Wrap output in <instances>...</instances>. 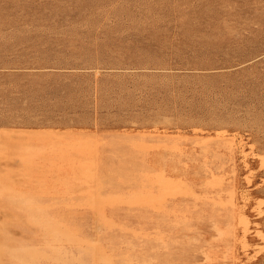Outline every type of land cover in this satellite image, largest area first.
Segmentation results:
<instances>
[{"label":"rangeland","instance_id":"obj_1","mask_svg":"<svg viewBox=\"0 0 264 264\" xmlns=\"http://www.w3.org/2000/svg\"><path fill=\"white\" fill-rule=\"evenodd\" d=\"M41 143L53 146L23 175ZM90 143L87 174L76 171L71 148ZM110 178L125 191L141 182L134 201L156 192L155 218L163 198L192 189L167 221L179 227L175 245L171 235L146 246L147 234L116 231L66 247L56 229L16 232L28 225L12 189L49 208ZM218 196L228 211L236 203L242 222L224 244L215 223L234 218L213 206ZM134 208L118 211L124 228L140 226L144 211ZM60 246L76 264L79 254L100 264L102 255L111 264H264V0H0V264H63Z\"/></svg>","mask_w":264,"mask_h":264},{"label":"bare ground","instance_id":"obj_2","mask_svg":"<svg viewBox=\"0 0 264 264\" xmlns=\"http://www.w3.org/2000/svg\"><path fill=\"white\" fill-rule=\"evenodd\" d=\"M73 140H76V139H73ZM58 141H60V140H58ZM86 142H88V141H86ZM52 144H51V146H53ZM91 144L92 143L88 144L87 146L90 145V147H88L86 149H85V146L78 147L76 145H75L76 147L71 148L72 149L71 151L72 152H75V153H72V155L74 154L77 157V160L74 161L76 163V165H74V167H76V171H80V172L84 173L88 169V165L89 164L88 165L87 164H83L81 162V158H82L83 155H86L87 149L88 150L91 149V146L93 145V144L92 145ZM57 146L58 145H56L55 147H57ZM60 146H61V143H60ZM32 147H33V145H32ZM47 147H49V146H47V143H41V145H38V146H35L34 147L35 148L34 150H39L40 151V152L38 151V153L41 156H40V158L37 161L30 162V163H28L26 165L27 166V169L25 170V173L23 175H28V174L32 173L34 167L38 163H41L43 161V159H44L43 156H45L44 154L45 153H49V152H47V150H48ZM50 147H49V149H50ZM26 148H24L23 150H25ZM27 149H29V147ZM53 150H55V149H53ZM69 151L70 150H68V152L65 153V155H67L69 153ZM52 154H55V153H52ZM37 155L35 156L36 158L38 157ZM55 156L56 155H54V157ZM56 165H54V166H56ZM48 167H50V166H48ZM88 173H89V171H88ZM86 174H87V172H86ZM29 177L30 176H28V178ZM148 179H149V177H148ZM42 180H43V178H42ZM42 182H44V181H42ZM35 183H37V181ZM122 183L123 182H120L118 180H116L114 182L113 179L110 178V181L108 183H105V184L103 183L102 185H99V187H97V188H95V186L94 185H91V184L86 185L85 188H84V190L87 189V188H89L91 186L92 187V189H91V192L92 193H89L88 192V193L75 194L73 192H70V193H68V195L73 196V197L68 198V199H62L61 201L57 202L56 204L54 203L55 205H52L49 208L40 206L39 204H28L27 202L25 203V200L23 198L25 196L29 195L30 192H28V191L27 192L26 191L16 192V189H14V190L12 189L11 191H9V194H10V197L9 198L10 199H16V200L22 202V205L20 204L21 208H19L17 210V212H16V217L22 219L21 221L23 223L24 222L27 223V225H28V228H23V229H21L19 231H16V232L22 233L24 235H30V234L34 233V231L37 230V229L38 230H41L42 229V231H43V229H44V231H46V229H56V230H58V233H57L56 230H54V232H56L57 234H60L62 236H65L63 239L65 240V246L66 247L67 246L68 247L69 246L74 247L76 244H78L80 242L83 245H85L86 242H84L83 240H86L87 241V239H93V240L94 239H96V240L97 239H100V240H103V238L110 237L116 231H118V232L119 231H123L122 233H120V235L123 236V237H125V239H129L130 237L131 238L132 237H135V239H141L142 240L141 235L147 234L146 239L144 238V240L142 242L146 246H148V244H150V243H154V241H157V240L162 241L163 238L158 239L160 236L161 237H164V236L171 235L174 238V245H175L176 244V240L175 239L180 234V231H178V228L179 227L178 228H175L176 226L174 225L175 226L174 227V230H170L167 221H170L171 220L172 222H174L175 218H174L173 215L174 214L176 215L177 213H180V205H181L182 202H184L183 201L184 200L183 199L184 196H182V194L189 195V192L192 193L191 192L192 189L187 185V187L189 189L186 186L183 187L182 188V193L179 196L174 197L171 200H167V199L163 198L164 207L162 208L161 214H160V210L161 209L159 207H156V210H159L158 211L159 214H158L157 218H155V216L151 215L150 214L151 212L148 211V207L152 203H160L161 204L159 195H156V192H154V191H150L148 194H146V196L147 195L148 196L145 199L139 200V198H138L137 201L136 200L134 201V199L132 200L131 197H134V196H136L138 194H141L140 193L141 192L140 191L141 186H142V188L145 187V186L142 185L141 182L132 183L131 189L125 191V190H123V188H121ZM143 184H146V181H144ZM149 184H151V183H148V187H149ZM153 186H154V184H153ZM126 187H128V185ZM213 187L214 188H217V186H213ZM11 188H13V186ZM153 188L155 189V187H153ZM99 189H100V191H99ZM194 193L197 194L196 191ZM46 196H48V195H46ZM218 197H219V200H217V201H216V199H213V201H214L213 206L218 207V208L221 207L219 209H221L222 212H223V214H225L226 216H229V214L232 212L233 218H234V223H231L230 226H228V227H224L225 220H223L222 223H215V228H216L215 236L217 237L215 240L218 241L219 243H223L224 244V243L228 242L230 239L235 238L239 234V229H240V227H242L240 224H242V222L240 221L241 219L240 220H237L238 219L237 216H238V214H239L240 211H237L238 210V207H237L236 203L235 202H231V204L233 205V208L234 209L233 208H230L231 211H228L227 208H226V205H225V203H226L225 199L222 196H218ZM36 202H38V201H36ZM137 203L141 207L138 210H143L144 211V213L142 215L140 214L141 215L140 216V226H138L136 228H133L131 230L129 228H124L123 226L120 225V223H121L120 222V219H121V216L123 214H121L118 211H120L121 209H125V208L126 209H128V208L130 209L131 208L132 211H135L136 209L134 208V204H137ZM201 204L206 205L208 203L203 201ZM42 205H44V204H42ZM177 215H180V214H177ZM143 217H145V218H143ZM147 218H151L153 220V222H151V224L148 225V226H144V220L147 219ZM85 219H90V222L89 223H86L85 222ZM154 220H155V223H156L155 224V228L153 226L154 225ZM202 221H201V223H203ZM244 226L246 228L247 225H244ZM185 232L187 233V235H194L195 234V231L190 230V229H186ZM53 234H55V233H53ZM247 234H248V231L244 230V236H245V237H243L244 244L247 242ZM150 235H155V237H157V238H150L149 239L148 237ZM39 236H38V238H39ZM56 237H58V236H55V238ZM39 240H41V239H39ZM112 240H113L112 237L110 239H108L109 242H111ZM58 241H61V239L58 240ZM48 243L50 244V247L49 246H46V247L52 248L51 247L52 246L51 244H53L54 241H48ZM60 244L63 245V242L61 241ZM87 244H86V246H87ZM91 244H93L95 246V252L98 253V250L96 249V247H97L96 244L97 243L96 244L91 243ZM101 244H102L101 251L102 252L107 251V248L106 247L108 246L109 243H107L105 241V242H102ZM37 245H35V246H37ZM40 245H39V247H40ZM90 245H88V246H90ZM93 245H91V246H93ZM33 246L34 245H32V248H33ZM80 247H82V246H80ZM26 248L29 249V247H26ZM26 248H24V249H26ZM35 248H37V247H35ZM35 248H33L32 250L35 251ZM61 248H62V250L59 248V250H61V252H57V253H63L62 256H64V255L67 256L68 253H69V252L67 253L68 250H66L64 252L63 251V246ZM81 249H83V248H81ZM204 249H203V251H204ZM18 250L21 251V249H18ZM18 250H17V252H18ZM92 250L94 251V249H92ZM34 251H33V253H34ZM42 252H44V251H42ZM33 253H32V255H33ZM71 253H72V251L69 254H71ZM157 254H159V253H157ZM59 255H61V254H59ZM74 255H75V253L73 252V255L67 256L64 261H63L62 258H61L62 260H60V258H59V259H55V261L56 260L57 261L60 260L63 264H64V262H67L65 264H68V263L69 264H76L75 263V258H73ZM205 255H207V254H205ZM216 255H217V253H216ZM33 256H38V255H33ZM44 256H46V255H44ZM78 256H79L78 257V261L76 260L77 264H100L99 262L98 263H92L94 261L92 260V258H91L92 256H90V255L88 256V258H84L80 254ZM93 257H95V256H93ZM205 257L208 258L207 256H205ZM229 257L225 256V260H227L226 258H229ZM156 258H155V260H156ZM50 259H53V258L51 257ZM94 259H96V258H94ZM106 259H107V256L106 255H102L101 258H97V260H99V261H104V264H111V263H107L106 262ZM158 259H159V257H158ZM174 259H175V257L168 258L166 261L162 262V264H178L179 262L176 263V260L181 259V257L176 256L175 261H174ZM148 260H149V258H148ZM52 262H54V260H52ZM216 262H218V261H216ZM128 264H135V263H133V261H132V262H130Z\"/></svg>","mask_w":264,"mask_h":264}]
</instances>
